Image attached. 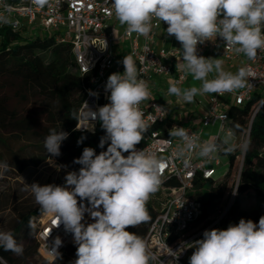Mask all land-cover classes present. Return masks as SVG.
Returning <instances> with one entry per match:
<instances>
[{
  "label": "clouds",
  "instance_id": "9594fccd",
  "mask_svg": "<svg viewBox=\"0 0 264 264\" xmlns=\"http://www.w3.org/2000/svg\"><path fill=\"white\" fill-rule=\"evenodd\" d=\"M31 2L43 8L48 0ZM4 10L8 12L9 6L4 5ZM110 15L126 26L129 35L148 37L161 22L168 25L167 35L174 36L182 46L181 62L177 65L184 73L181 79L191 75L201 86L181 89L170 82L167 94L189 104L197 95H223L244 89L248 78L254 76L248 67H241L236 73L225 71L222 58L198 55V44L215 42L219 37L227 50L243 54L250 61L256 59L258 51L264 52V0H113ZM0 24L15 28L18 21L13 22L9 15L0 12ZM122 64L124 72L113 73L107 79L108 104L93 110L84 101L70 115L77 121L76 130L93 134L94 122L99 121L106 133L100 138L99 147L108 144L106 151L96 154L93 148L85 147L73 161L81 165L79 171L67 172L63 186H25L41 214L54 217L57 227L63 223L65 231L73 235L77 258L71 264H162L141 236L126 230L150 221L147 203L163 183L166 164L156 151L136 148L150 127L140 105L152 93L148 81L140 77L143 70H138L132 54L125 55ZM211 73H215L213 79L208 78ZM89 95L99 94L89 90ZM169 136L179 139L173 156L180 158L185 167L190 165L193 153L211 160L221 150L212 142L201 143L197 134L189 135L183 127L174 126ZM68 137L67 131L50 129L44 140L46 152L61 155V144ZM232 138L229 132L223 141L225 154L235 150L236 145L230 143ZM84 139L82 135L77 144ZM123 153L129 154L125 157ZM0 168L7 170V163L0 164ZM85 213L94 222L82 223ZM33 220L29 218V235L36 227ZM189 245L195 249L189 264H264V216L258 223L241 218L225 230H205L202 239ZM61 246V238L56 237L50 250L56 259L62 258L58 251ZM166 247L177 264L179 255ZM0 248L16 256L24 253L23 243H18L11 231H0ZM0 261L7 264L3 257Z\"/></svg>",
  "mask_w": 264,
  "mask_h": 264
},
{
  "label": "built area",
  "instance_id": "2783aa9c",
  "mask_svg": "<svg viewBox=\"0 0 264 264\" xmlns=\"http://www.w3.org/2000/svg\"><path fill=\"white\" fill-rule=\"evenodd\" d=\"M112 2L113 0H48L43 8H38L32 4L31 0H0V12L9 15L13 22L18 21L15 28L8 24H0V31L6 29L22 36L35 28L45 33L52 32L49 38L56 43L70 45L78 73L93 74L88 86L84 89V99L79 109L84 101H87L93 110L110 102L107 99L110 92H105L107 79L113 73L124 72L122 60L128 54L133 55L138 70H143L140 77L148 81L150 88L156 79L169 80V85L170 82H174L178 87L182 86L187 76L181 79L184 73L177 67L181 62V44L174 48H167L160 44L157 37L158 32L166 31L168 25L161 22L159 27L153 28L148 37L137 36L135 33L129 35L126 32V26L120 25L115 16L110 15ZM4 5L9 6L8 12H5ZM197 48L198 55L205 58L207 54L221 49L223 60L230 69H233L239 60H243V67L250 68L254 76L248 78V86L244 89L234 93L226 92L223 95L209 93L205 103L200 100L195 101V107L205 108V114L200 118L196 129L185 128L180 124L174 125L185 128L189 135L197 134L201 143L212 142L221 146V150L211 160L200 158L193 153L188 167L184 166L180 158L173 156L180 143L179 139L165 137L159 131V127L166 120L160 103L150 98L140 105L150 127L142 140L143 145L136 148L137 150L149 148L156 151L158 155L165 158L166 164L162 174L163 183L147 203L156 215L144 237L150 250L160 257L162 264H174L173 257L168 255L166 245L179 255L177 264H189L188 254L191 250L189 244L202 239L205 230L219 227L225 219L237 196L251 124L259 109L264 107V52L258 51L256 59L250 61L243 54L227 50L219 37L215 42L206 41L202 45L198 44ZM89 90L97 92L98 97L90 96ZM254 96L259 97L260 103L252 110L246 132L237 135L230 127L228 110L232 106L241 108ZM94 123L96 130L98 121ZM207 130L214 132L204 139ZM74 131L79 135L92 134V132L76 130V127ZM229 132L233 134L230 143L236 145L231 153L240 152L237 160L238 172L230 201L215 220H212V217L204 219V201L197 199L194 195L207 182L212 181L215 184L225 179L229 163L228 156L222 148L223 141ZM261 153L264 154V149H261ZM222 160L226 161L228 168L224 174L220 175L217 169L223 165ZM172 183H176L177 186H172ZM153 203H156V207ZM33 222L36 225L34 236L38 245L37 256L40 259L47 262L56 259L50 254L56 237L62 240V246L58 249L60 254L68 248L77 250L73 235L65 231L63 223L57 227L58 221L54 217L41 214L36 216ZM82 223L92 222L84 218Z\"/></svg>",
  "mask_w": 264,
  "mask_h": 264
},
{
  "label": "trees",
  "instance_id": "16d2710c",
  "mask_svg": "<svg viewBox=\"0 0 264 264\" xmlns=\"http://www.w3.org/2000/svg\"><path fill=\"white\" fill-rule=\"evenodd\" d=\"M92 76V73L87 75L78 73L70 45L56 43L51 38H22L18 33L1 30L0 146L5 147L6 141L13 140L34 142L38 147L40 146L39 149L46 150L44 140L50 129L67 131L69 137L61 144V155L53 156L60 162L55 185L63 186L67 172L79 171L81 165L73 161L82 155L85 147L93 148L96 154L106 151L108 147V144H105L104 148L99 147L100 138L106 134L99 121L94 134H82L86 139L78 145L77 140L82 135L75 133L77 121L70 116L74 110L79 109L84 99V89ZM259 103V97L254 96L241 108L235 106L229 108L230 127L235 134L242 135L246 132L252 110ZM176 124L180 122L166 118L164 124L159 127V131L165 137H170L168 131ZM142 145L143 141L136 147ZM261 149H264V107L259 109L251 124L237 188V193L240 195L264 200V154L261 153ZM46 154L47 152L45 154L41 152L39 156L31 159V166L37 167L44 162ZM128 154L123 153L125 157ZM227 156L229 170L226 180L215 184L209 181L204 184L209 188L208 200L203 202L204 219L229 190L227 179L231 176L232 170L237 169L240 152L228 153ZM254 174L259 176L256 183L252 181ZM172 186L176 187L177 184L172 183ZM77 199L79 202V198ZM16 202L7 204L10 206L7 210H11L13 216L10 231L18 243H23L24 253L22 256H16L0 248V257H3L7 264H38L35 260L38 245L34 231L32 235H29L28 222L29 218L41 215L40 209L28 204H16ZM84 203L87 204V201ZM147 208L151 216L150 221L126 229L135 232L143 239L156 215L149 204ZM235 214L234 207L229 211L228 216L232 217ZM261 216H264V210L258 212L253 222L258 223ZM220 227L221 225L216 229H221ZM61 257L52 262L42 260L40 264H71L77 258L76 249H66ZM0 264H3V261H0Z\"/></svg>",
  "mask_w": 264,
  "mask_h": 264
},
{
  "label": "rangeland",
  "instance_id": "374dc122",
  "mask_svg": "<svg viewBox=\"0 0 264 264\" xmlns=\"http://www.w3.org/2000/svg\"><path fill=\"white\" fill-rule=\"evenodd\" d=\"M51 35L52 32L45 33L32 28L22 35V38L39 37L41 39H47ZM237 65H239L240 68L243 67L244 61H238ZM211 77L213 78V76H210V78ZM186 79V82L180 86L181 89L192 86H201V82L194 80L191 75H187ZM168 88L169 86H166L164 92L166 96L162 97L161 101H159L160 105L164 106H162L163 110L167 113L169 118H175L183 123L185 128H191L192 122L199 117L198 112H200V108L195 107L194 103L189 104L183 101H178L177 97L174 95L169 96L167 94ZM155 94L156 93L152 91V95ZM208 97L209 93L204 94L203 96L197 95L194 98V102L200 100L205 103ZM210 131L214 132L213 130ZM39 148L40 146L38 147L34 142H15L13 140L6 141L5 147L0 146V164L7 163L8 165L7 170L0 168V231H10L13 216L11 215V210L7 209H10V206L8 205L11 202L14 203L17 201L16 204H28L33 208H39L31 191L25 189L26 184L31 185L33 183H38L41 186L56 184L60 162L54 159L50 153L45 155V161L40 163L37 167L31 166V159H34L35 156H39L41 152L44 154L46 153V150ZM16 161H18V163H16ZM221 162L223 165L217 169L220 175L224 174L228 168L225 160H222ZM237 172L238 166L237 169L232 170L231 176L227 179V187L229 190L224 197L215 204L214 210L208 215V217L213 218L212 220H215L229 203ZM258 179V175H252V181H254V183H256ZM225 180L226 179H224V181ZM230 188H232V190H230ZM194 196L199 200L207 201L209 197L208 186L203 185L200 191L197 190V193H195ZM153 206L156 207V203H153ZM234 207L236 208V214L229 217V212L227 213L225 219L221 223V230L227 229L230 224H238L241 218H244L245 220L251 219L253 221L258 215V212L264 210V200L258 198L255 199L253 196L249 197L237 193L236 199L230 210ZM85 218L94 222L88 213H85ZM194 251L195 249L191 248L188 254V260ZM35 260L38 264L42 261L38 256L35 257Z\"/></svg>",
  "mask_w": 264,
  "mask_h": 264
},
{
  "label": "crops",
  "instance_id": "0c3cea01",
  "mask_svg": "<svg viewBox=\"0 0 264 264\" xmlns=\"http://www.w3.org/2000/svg\"><path fill=\"white\" fill-rule=\"evenodd\" d=\"M157 37L160 41V44L167 47V48H174V47H177L179 45V42L175 39V37L174 36H168L165 30L159 31L157 34ZM208 57L222 58L223 59V51L221 49L215 50L212 53L207 54L206 58H208ZM239 61H243V60H239ZM223 67H224L225 71H230L232 73H236L238 71V69L240 68V66L237 65V63H236L235 67L233 69H230L227 66V64L225 63V61H224ZM210 76H213V78H214L215 73L209 74L208 78L213 79L212 77L210 78ZM166 86H169V80L156 79L152 83L151 88H150L151 93H152V91H154L156 94L152 95L151 98L155 99V100L158 99L157 102L161 101L162 97L166 96V94L164 93ZM163 99H165V98H163ZM161 106H163V105H161ZM164 113H165V117L169 118L165 111H164ZM198 113H199V117L195 121L192 122V127L190 129H196L197 124L200 121V118L205 114V108H203V107L200 108V112H198ZM170 119L176 120L175 118H170ZM180 125H183V123L180 122ZM210 133H211V131L207 130L204 134V139H206Z\"/></svg>",
  "mask_w": 264,
  "mask_h": 264
}]
</instances>
